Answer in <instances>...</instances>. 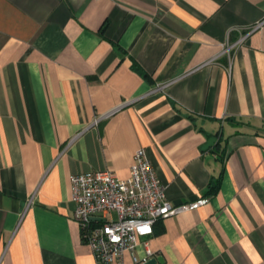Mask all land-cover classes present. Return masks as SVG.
Returning a JSON list of instances; mask_svg holds the SVG:
<instances>
[{"label":"crops","instance_id":"crops-1","mask_svg":"<svg viewBox=\"0 0 264 264\" xmlns=\"http://www.w3.org/2000/svg\"><path fill=\"white\" fill-rule=\"evenodd\" d=\"M140 147L171 204L208 198L155 264H264V0H0V264H95L69 178Z\"/></svg>","mask_w":264,"mask_h":264},{"label":"built area","instance_id":"built-area-1","mask_svg":"<svg viewBox=\"0 0 264 264\" xmlns=\"http://www.w3.org/2000/svg\"><path fill=\"white\" fill-rule=\"evenodd\" d=\"M261 23L249 27L248 33L259 28ZM246 36L235 42L225 40L215 58L225 55L230 63L232 53ZM97 121L94 120V124ZM69 183L70 197L74 203L73 218L95 264H145L153 254L144 238L153 233L154 224L170 216L195 210L208 201L207 197H200L171 204L165 195L166 186L157 177L143 147L135 150L128 176L124 178L109 169L91 170L72 174ZM140 238H143L142 256L136 250Z\"/></svg>","mask_w":264,"mask_h":264},{"label":"water","instance_id":"water-1","mask_svg":"<svg viewBox=\"0 0 264 264\" xmlns=\"http://www.w3.org/2000/svg\"><path fill=\"white\" fill-rule=\"evenodd\" d=\"M156 261H162L160 257L157 258H151L150 260H148L145 264H155Z\"/></svg>","mask_w":264,"mask_h":264},{"label":"trees","instance_id":"trees-1","mask_svg":"<svg viewBox=\"0 0 264 264\" xmlns=\"http://www.w3.org/2000/svg\"><path fill=\"white\" fill-rule=\"evenodd\" d=\"M214 188H216V185H215V187Z\"/></svg>","mask_w":264,"mask_h":264}]
</instances>
